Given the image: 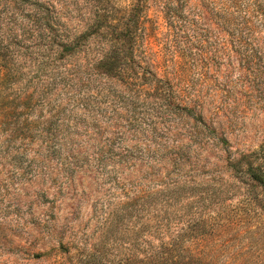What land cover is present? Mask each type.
<instances>
[{"label":"rangeland","instance_id":"1","mask_svg":"<svg viewBox=\"0 0 264 264\" xmlns=\"http://www.w3.org/2000/svg\"><path fill=\"white\" fill-rule=\"evenodd\" d=\"M69 32L89 34L71 56ZM0 36L25 74L0 127V264H264L228 166L264 144V0H0Z\"/></svg>","mask_w":264,"mask_h":264},{"label":"trees","instance_id":"2","mask_svg":"<svg viewBox=\"0 0 264 264\" xmlns=\"http://www.w3.org/2000/svg\"><path fill=\"white\" fill-rule=\"evenodd\" d=\"M39 2V1H37ZM41 10L44 12L45 24L50 23L52 16L49 15L53 12L51 6H45L41 3H37ZM171 1L166 3L165 14H167L166 20L171 24L173 19L180 17L182 9L179 6L171 5ZM139 10H143L142 3H138ZM42 12V13H43ZM42 17V18H43ZM166 21V22H167ZM95 25L92 24L91 28ZM49 30H52L50 26ZM89 34L84 33L81 36L72 35L70 32L64 36L63 39L57 40V48L62 55L71 56L80 49L81 39ZM1 37V36H0ZM5 41L4 38H0V127L4 124L3 119L7 115L8 107L7 105L12 101L11 94L8 93L10 88L16 87L17 85H22L24 81L25 74L20 71L16 66V61L11 55L6 51V46L2 43ZM124 50V51H123ZM121 51L120 47L114 46V54L105 55L100 59L98 67L103 69L105 72L109 73L121 69L122 61L125 54L123 52H128L127 49ZM29 96L26 97L28 99ZM25 99V97H23ZM228 166L233 171V178L237 179L240 177L245 186L246 190L242 193L243 199L242 204H246L249 208H253L256 212H259L264 217V144L260 145L258 149L239 153L238 157H233L229 159ZM236 177V178H235ZM260 190V191H259ZM196 224L203 227V229L223 227L227 225L225 218L220 216H211L204 219L201 223L195 221ZM84 264H116L111 261H102V258L97 259V257H91L84 261ZM119 264H138L135 261H122ZM146 264H180L175 261V259H169L168 262L162 261L159 256L156 260L149 261Z\"/></svg>","mask_w":264,"mask_h":264}]
</instances>
